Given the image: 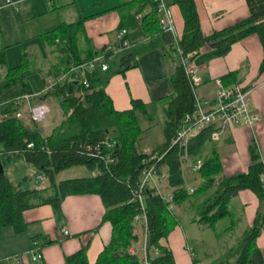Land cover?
I'll return each mask as SVG.
<instances>
[{"label":"trees","instance_id":"16d2710c","mask_svg":"<svg viewBox=\"0 0 264 264\" xmlns=\"http://www.w3.org/2000/svg\"><path fill=\"white\" fill-rule=\"evenodd\" d=\"M168 2L170 6L179 7L185 22L178 43L184 59L193 60L207 45L213 51L207 57H221L232 49L234 43L252 34L258 37L264 52V0H246L249 6L246 19L206 35L202 32L194 0ZM126 6L133 11L126 17L125 13L121 15L118 32L123 28L127 32L139 28L143 38L140 44L135 43L124 54L119 70L121 73L137 66L138 56L158 48L159 36L163 32L153 0L126 1L116 9ZM139 13L142 16L136 19ZM84 19L85 17H81L73 23H62L40 36L42 42L53 47L58 55V62L48 69L44 77L62 75L72 63L86 61L99 52L100 49L86 47L81 43ZM126 37L132 42L129 34ZM262 60L260 74L264 72V54ZM4 62L5 54L0 47V67L5 68L4 75L0 77V159L4 164V173L0 174V228L10 226L18 233L23 232L27 225L22 216L24 210L49 204L59 214L61 201L65 196L97 194L105 208L102 222L107 221L112 227L111 239L103 246L94 262L88 260L87 247L82 246L74 253L65 255L64 264H139L137 257L131 256L127 250L132 242L138 241L133 219L140 214V210L138 202L133 200L132 189L142 176V160L148 157L137 150L144 131L140 126L139 115L153 120L147 110L148 106L141 100H133L126 111L115 110L105 93L99 70L87 74V87L76 82H63L26 101L22 96L34 93L28 80L31 72L28 63L9 68ZM178 64L171 78L173 96L163 110L166 119L163 123L164 142L151 152L161 156L156 164L157 171L168 174L167 183L169 188L172 187V201L176 206L192 196H204V201H201L197 209L198 215L192 222L211 229L215 228L216 222L231 214L229 202L240 190L254 192L259 207L251 227L244 231L235 247H230L213 264H264L263 253L256 244L257 237L264 228V165L255 143L249 148L252 159L248 172H240L234 176L222 175L221 158L214 151L198 171L200 182L195 191L189 194L185 187L179 149L170 144L180 129L184 114L194 110L195 90L186 76L183 63ZM237 76V72H233L223 75L221 80L224 85L230 86L238 82ZM49 97L57 102L63 120L45 135L39 124L30 118L29 109L26 110L25 107L26 104L30 106ZM210 129L200 132L190 141V155H196L210 139ZM105 138L115 142L113 149L107 148L103 143ZM29 143H32L31 147H28ZM96 145L99 146L95 148ZM16 157L44 173L49 181L48 186L23 188L22 181L26 178L17 182L12 180L5 172V166ZM107 157L112 158L114 163L107 162ZM77 165L86 167L89 172L97 170L99 173L96 176L88 174L60 181L55 179L58 172ZM210 192L212 193L208 195ZM144 202L150 264H176L175 256L161 243L177 227L176 215L173 210H168L169 203L163 201L151 188L146 187L144 190ZM39 237H30L31 243ZM52 242L53 240L42 238L39 241L40 250Z\"/></svg>","mask_w":264,"mask_h":264},{"label":"crops","instance_id":"0c3cea01","mask_svg":"<svg viewBox=\"0 0 264 264\" xmlns=\"http://www.w3.org/2000/svg\"><path fill=\"white\" fill-rule=\"evenodd\" d=\"M126 1L132 0H117L116 2H111L108 6H104V1L101 0L98 10L86 13L87 7L78 0H12V4L9 5L5 4V0H0V47L5 54V66L10 68L27 62L31 71L28 77L29 82L31 75L39 73L42 78V89L45 78L50 76L44 77L47 72L45 71L46 68L39 70V65L35 68L32 67L34 65L33 52L29 53L22 47L24 43H22V40L19 39L15 32L21 31L20 28L23 24H28V27H30L32 22L38 23L41 20L43 23V19L48 15L56 14L60 16L59 24L53 26L51 29H46V31L42 29L41 33L29 36L30 38L36 37L40 39L43 33L52 30L62 23H73L81 17H85L80 36L82 44L94 49L110 46L116 47L119 39L117 37L121 15L125 13L126 17L133 11L128 6L116 9ZM194 2L201 22L202 32L205 35L210 32L220 31L223 28L226 29L237 21L246 19L249 14V6L246 0H194ZM170 7L175 22L174 31L165 30L160 34L159 42L157 43L158 48H154L150 52L138 56L137 66L128 68L122 73L119 72L122 67V58L132 48L113 55L109 62L110 67H108V70H99L105 93L110 98L112 107L115 110L119 112L126 111V109L131 107L133 100H141L148 106V111L154 113L155 110H159L163 113V110L167 107V101L173 96L174 91L172 89L171 78L175 73L176 66L179 65L178 63H182L181 60L176 58L178 56L175 55V52L182 37L185 22H183L179 7L176 5ZM10 28L14 32L13 34L10 32ZM6 33L8 35L11 33V35L8 37L9 41L5 42ZM127 34L132 38L133 43L130 41L132 47H134L135 43H141V39L143 38L141 29L128 30ZM16 46H21V62L16 65H9V52L15 49ZM42 50H44V46ZM51 52H53V49H51ZM211 52H213L212 49L207 45L193 60L188 61L184 59L186 67L195 68L198 83L194 87V94L205 104L204 108L208 110L215 99L217 91L216 80L221 79L225 74L237 72L238 83L245 89L250 90L255 112L260 116V120L251 127L241 126V124L230 126L217 139L212 138L210 134V139L206 141H211L212 143L210 144V148L205 149V155H209V158H211V155L215 151L219 158H221L222 175L234 176L240 172H248L247 170L252 159L249 148L253 143H255L264 165V72L263 74L259 73L264 52L258 37L253 34L234 43L232 49L221 57H207ZM4 73L5 68L0 67V77ZM33 91L34 93H38L34 89ZM49 98H46L44 102L46 103ZM38 102L36 101L35 103ZM25 109H29V104H26ZM205 143L203 144L204 146ZM204 146L200 148L196 155H190V157L192 159L201 158L203 163L207 161L202 158ZM155 148H145L142 152H145V150H151L150 152H152ZM181 171L186 188L192 187L188 181H193V179H196V187L198 186L200 182L198 172L192 173L188 164L183 165ZM162 174L167 173L162 172ZM159 184L163 195L168 196L173 194L172 187H168L167 180L160 181ZM47 186L48 184L39 186V188ZM192 188L195 191L196 188ZM201 201L204 200L198 199L195 201L188 198V200L186 199L185 202L178 206L173 203V212L176 218L189 220L192 224L191 226L202 227V225L192 222L196 214L191 216V210L198 209ZM228 206L230 213H236L235 221L233 222L236 224L235 228H233L234 232H229L227 229L225 231L228 235L226 239L219 240L220 243H218L219 241L217 242V248L205 252V263L200 262L195 248H192L188 243L189 238L187 234L179 226L172 230L167 239L161 240V243L168 247L172 255L175 256L176 264H213L214 260L223 256L230 247L233 248L237 245L244 231L251 227L259 207V201L254 192L252 193L249 190L243 189L230 200ZM104 211L105 208L102 200L97 194L65 196L61 201V211L59 214L49 204L37 205L26 209L22 213L23 220L27 223L25 230L22 232L25 233L24 237L26 239L23 249L18 250L17 248L18 232L15 230V232H8L9 238H7L8 235H1L0 263L64 264L65 255L74 253L82 246L87 247L88 260L94 262L103 246L111 239V224L107 221L102 222ZM230 227L231 225L227 228ZM64 230L67 231V234L64 233ZM135 230L138 241L134 245L140 249L145 245L147 239L144 223L141 221L135 225ZM141 231L143 232L142 240L140 237ZM35 235L40 236L37 239L38 242L42 238L53 240L52 243L41 248V258L38 260H33L32 252H30L32 247L30 237ZM256 244L264 257V228L257 237ZM138 257V260L143 258L141 252ZM17 258L20 263H17Z\"/></svg>","mask_w":264,"mask_h":264},{"label":"built area","instance_id":"2783aa9c","mask_svg":"<svg viewBox=\"0 0 264 264\" xmlns=\"http://www.w3.org/2000/svg\"><path fill=\"white\" fill-rule=\"evenodd\" d=\"M157 7V12L159 15L158 23L160 28L165 31H174L175 22L172 15V9L169 5L168 0H153ZM5 4H12V0H5ZM142 13L137 14L136 19L141 18ZM127 30L123 28L118 32V41L117 46L105 47L99 50L92 58L83 61L78 64H73L70 68L57 77H47L45 79V83L38 93L33 94H25L22 96L23 99L29 101L32 96L43 94L53 89L55 86L63 84V82H76L78 84H82L84 86L89 85L88 81V73H91L96 70L106 71L108 70L109 62L112 59L113 55L122 53L125 50H130L132 48V44L129 41V38L126 37ZM175 55L178 56L179 60L184 63V57L181 56V50L179 47L176 48ZM185 73L190 81L192 87L198 83V79L195 75V68L186 67L184 63ZM217 91L215 94V99L211 105V107L206 110L204 108L203 102L194 94V110L191 113H185L181 122L180 129L174 135L171 140V146H174L179 149V163L180 168H183V165L188 164V167L192 171V173H197L201 166L203 165L202 159H192L190 157L188 147L189 143L192 139H194L200 132H203L206 129L212 128L211 137L217 139L220 134L223 133L225 129L230 126H237V124H241V126L251 127L256 124L260 119L254 109L253 102L251 101L250 90L245 89L240 83H235L230 86L224 85L221 79L216 80ZM49 112V106L44 102H38L36 104L29 106V115L30 118L36 122L40 123L43 121ZM103 143L107 145V148L113 149L114 143L113 141L107 140L105 138ZM32 143L28 144V147H31ZM99 145H96L97 148ZM148 157H144L142 160V172L140 176V180L132 189L133 200L138 202L140 214L137 217H134L133 223L134 225L139 224L141 221L145 225V233L147 234L146 228V215H145V207H144V190L147 188H151L155 191L156 194H159L161 199L165 202H168V210H173V194L165 196L162 194L160 188V181L167 180V174H160L157 171V161L161 159L159 154H152L150 151L144 152ZM2 154V148L0 147V156ZM107 162L114 163V160L110 157H107ZM99 172L97 170H92L90 175L96 176ZM46 179V175L42 172H37L35 174V182L39 183ZM262 184L264 185V174L262 175ZM264 188V186H263ZM189 194L194 192L192 187L186 188ZM64 233L67 234V231L64 230ZM147 239L145 241V245L140 249L136 248L134 244H132L128 253L132 256L134 255L139 258V253L141 252L142 257L139 259V264H150V260L148 257V249H147ZM32 252V259L38 260L41 258L40 246L37 240L32 242V247L30 249ZM17 263H20L19 259H16Z\"/></svg>","mask_w":264,"mask_h":264},{"label":"rangeland","instance_id":"374dc122","mask_svg":"<svg viewBox=\"0 0 264 264\" xmlns=\"http://www.w3.org/2000/svg\"><path fill=\"white\" fill-rule=\"evenodd\" d=\"M49 1V0H47ZM81 3L85 4L86 13L96 11L100 7V1L101 0H78ZM104 6H108L111 2H116L117 0H103ZM94 2V4H92ZM43 23L40 20L38 23H31L30 27H28V24H23L21 26V31H16V35H18L19 39L22 40V47L27 50L29 53L33 52L32 57L34 65L32 67H37L39 70L48 71V68L56 64L57 61V52L53 51L51 52V49L53 47H49L45 43L42 42L39 38L32 37L30 38L32 34L41 33L40 31H46V29H51L53 26L60 23V16L54 15H48L43 19ZM31 29V30H28ZM43 29V30H42ZM10 32L13 34L14 32L10 28ZM24 32V33H23ZM11 33L9 35H11ZM9 35L8 33L5 34V42L9 41ZM44 46V50L43 49ZM9 65H16L21 62V46H16L15 49L11 50L9 52ZM41 63V66H40ZM73 65V63H72ZM71 66V65H70ZM42 67V69H41ZM42 78L39 73L33 74L30 76V82L33 87V89L36 92H40L41 85H42ZM46 104L50 107L49 112L47 113L45 119L39 123L40 129L45 135H48L52 128H54L57 124H59L63 120V115L61 109H59V106H57V102L53 98H49L46 101ZM149 113L152 115V121L147 120L145 116L139 115L140 120V126L144 131L141 134V137L137 144V150L139 152L144 151L145 148L148 149H154L156 146L161 145L164 142V133H163V122H164V115L161 111L155 110L154 113L152 111H149ZM212 142L208 141L205 143V146L203 147L202 151V158L208 160L209 155H205L204 151L207 148H210V144ZM146 151V150H145ZM151 151V150H150ZM149 152V151H148ZM36 169L34 166L30 163L25 162L22 158L16 157L13 158L12 161L5 166V172L10 176L12 180L15 182L22 180L23 178H26L22 181V187L23 188H34L39 187L43 185H47L49 183L48 180L41 181L39 183L35 182V174ZM89 171L86 167L82 165L72 166L69 168H66L60 172H58L55 175V179L58 181L60 179L65 178H73V177H82L85 175H88ZM190 182V185L192 187H196V179ZM191 200L197 201L198 199H204V196L202 194H199L198 196H192L190 197ZM188 200V199H187ZM191 216L195 215L197 216V209L191 210ZM235 214L234 212H231L230 215L227 216V218L216 222L215 228H208V227H199L198 226H191V222L189 220H186L184 218L178 220L177 227L179 226L183 231L187 234L189 238V245H191L192 248H195L198 258L200 262L205 263V252L212 251L211 249L217 248L218 244L217 242L219 240H225L228 236L225 231L229 225H231L230 228H228V231L234 232L233 228H235ZM233 225V226H232ZM193 229V230H192ZM140 230H142L140 228ZM195 230V232H194ZM143 231V230H142ZM141 231L140 237L141 240L143 239V232ZM193 231V232H192ZM8 232H15L13 227L10 226H4L0 228V236L1 235H8ZM10 234V233H9ZM18 239H17V248L18 250L23 249V244L25 243L26 239L24 237L25 233H17ZM9 238V235L8 237ZM135 242H132L134 244ZM220 243V241L218 242ZM198 244V245H197ZM217 244V245H216ZM197 245V246H196ZM129 249V248H128ZM128 251V250H127Z\"/></svg>","mask_w":264,"mask_h":264},{"label":"water","instance_id":"95a60500","mask_svg":"<svg viewBox=\"0 0 264 264\" xmlns=\"http://www.w3.org/2000/svg\"><path fill=\"white\" fill-rule=\"evenodd\" d=\"M3 173H4V164H3V161L0 159V174H3Z\"/></svg>","mask_w":264,"mask_h":264}]
</instances>
